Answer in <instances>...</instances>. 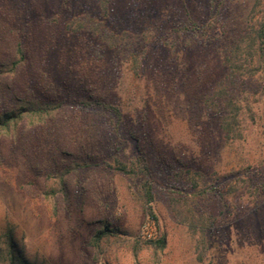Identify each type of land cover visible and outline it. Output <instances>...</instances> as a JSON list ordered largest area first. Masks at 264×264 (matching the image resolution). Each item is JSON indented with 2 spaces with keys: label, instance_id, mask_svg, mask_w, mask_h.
I'll list each match as a JSON object with an SVG mask.
<instances>
[{
  "label": "rangeland",
  "instance_id": "1",
  "mask_svg": "<svg viewBox=\"0 0 264 264\" xmlns=\"http://www.w3.org/2000/svg\"><path fill=\"white\" fill-rule=\"evenodd\" d=\"M263 15L264 0H0V115L63 104L0 134V245L10 231L30 264H264Z\"/></svg>",
  "mask_w": 264,
  "mask_h": 264
},
{
  "label": "trees",
  "instance_id": "2",
  "mask_svg": "<svg viewBox=\"0 0 264 264\" xmlns=\"http://www.w3.org/2000/svg\"><path fill=\"white\" fill-rule=\"evenodd\" d=\"M260 1V0H256ZM106 7L107 1L103 3ZM204 27H199L195 22H192V24L188 27H186L187 32H193V33H201L203 32ZM253 32L255 33L256 39L259 41V47H258V53H257V59L258 63H262L264 61V15L263 18L257 22L253 28ZM101 33V39L106 40L108 43L110 42V39L108 40L106 37V33ZM113 40L114 37L110 36ZM15 65V64H14ZM260 69V72L264 76V67L258 68ZM62 103H51V102H36V103H25L19 108H16L10 112H5L0 115V134H10L13 131L16 130V128L19 126V124L24 120H29V124H41L43 123L48 117L55 114V112L62 108ZM87 106L89 107H96L99 109H104L106 111L113 112L117 118L121 117V111L119 108L111 106V105H105L98 102H87ZM138 166H139V173H136L134 169L133 172L136 174H142L143 176V187L145 190L146 195V204H150L153 201V193L152 188L150 185V172L149 167L145 161V158L143 156H140L138 158ZM122 171L130 173L132 171H128L125 168L122 169ZM65 174H68L66 172ZM65 174L60 175V181L64 186L65 181ZM107 231H101L97 235V241L102 239L104 236H106ZM6 241L0 245V264H30L24 257V254L21 249L17 247V244L12 236V233L8 231L5 234ZM158 246L160 248H164L165 246V240L160 239L157 241Z\"/></svg>",
  "mask_w": 264,
  "mask_h": 264
},
{
  "label": "built area",
  "instance_id": "3",
  "mask_svg": "<svg viewBox=\"0 0 264 264\" xmlns=\"http://www.w3.org/2000/svg\"><path fill=\"white\" fill-rule=\"evenodd\" d=\"M150 227H151L150 226V222H146L145 225H144V227H143L144 233L146 234V236L148 235L149 238L152 237V235L149 234V232L151 230Z\"/></svg>",
  "mask_w": 264,
  "mask_h": 264
}]
</instances>
